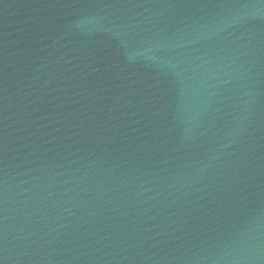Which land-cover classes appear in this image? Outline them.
<instances>
[{"label": "water", "instance_id": "1", "mask_svg": "<svg viewBox=\"0 0 264 264\" xmlns=\"http://www.w3.org/2000/svg\"><path fill=\"white\" fill-rule=\"evenodd\" d=\"M0 264H264V0H0Z\"/></svg>", "mask_w": 264, "mask_h": 264}]
</instances>
